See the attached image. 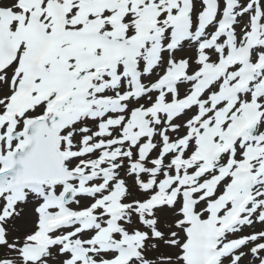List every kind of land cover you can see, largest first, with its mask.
Wrapping results in <instances>:
<instances>
[{"label":"snow or ice","instance_id":"1","mask_svg":"<svg viewBox=\"0 0 264 264\" xmlns=\"http://www.w3.org/2000/svg\"><path fill=\"white\" fill-rule=\"evenodd\" d=\"M0 264H264V0H0Z\"/></svg>","mask_w":264,"mask_h":264}]
</instances>
